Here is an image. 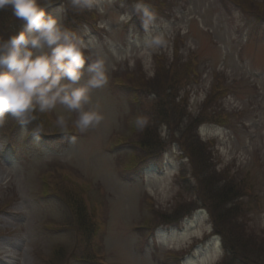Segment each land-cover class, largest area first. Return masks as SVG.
I'll return each instance as SVG.
<instances>
[{"label":"rangeland","instance_id":"obj_1","mask_svg":"<svg viewBox=\"0 0 264 264\" xmlns=\"http://www.w3.org/2000/svg\"><path fill=\"white\" fill-rule=\"evenodd\" d=\"M137 3L149 10L147 24ZM49 11L105 59L108 83L92 91L87 106L102 119L75 136L76 113L60 107L33 126L4 118L0 258L219 264L221 242L207 235L210 202L200 199L188 156L169 142L202 108L194 134L211 143L219 169L246 184L244 221L264 239V0H94L83 11L55 0ZM19 27L0 11L1 34ZM169 83L175 86L164 91ZM164 92L179 102L176 112ZM57 114L67 132L56 126ZM242 251L248 255L238 260L264 264L259 242Z\"/></svg>","mask_w":264,"mask_h":264},{"label":"clouds","instance_id":"obj_2","mask_svg":"<svg viewBox=\"0 0 264 264\" xmlns=\"http://www.w3.org/2000/svg\"><path fill=\"white\" fill-rule=\"evenodd\" d=\"M55 0H0L20 27L0 34V125L5 117L21 125H34L40 115L58 107L76 113L81 131L102 116L87 107L93 90L108 83V68L101 52L67 27L59 14L49 11ZM70 10L83 11L94 0H68ZM145 24L152 17L147 6L135 4ZM143 125L142 119H137ZM68 121L57 114L56 126L67 132ZM39 134V129H35Z\"/></svg>","mask_w":264,"mask_h":264},{"label":"trees","instance_id":"obj_3","mask_svg":"<svg viewBox=\"0 0 264 264\" xmlns=\"http://www.w3.org/2000/svg\"><path fill=\"white\" fill-rule=\"evenodd\" d=\"M6 27L7 25H4L2 30ZM171 84L173 83H169L164 91L169 89L170 86H175ZM164 94L167 96L166 107L170 106L173 108L174 112H176L179 102L173 101L170 93L164 92ZM204 105L205 103L203 106ZM206 112L207 109H200L196 116L190 118L192 122H187L184 127L181 128L182 131L178 130L182 135L179 138L178 143L185 150L186 156H188L190 162L195 168L194 177L198 182V189L202 194L200 199L205 198L210 202V209H208L213 219L214 228L217 233L223 236L225 241V248L228 253V257L225 261H229L230 258H236V264L238 262L249 264L244 259L238 260L239 256L248 255L242 251L243 248L246 249L248 246H253L259 242L260 252H264V239L262 238V235L251 231L249 228L250 226L246 225V222L244 221L246 214L244 212L245 203L242 198L244 199L248 192L246 184L241 179H238L236 175L228 174L230 172L229 170L219 169L215 162L216 160L213 158V151L209 144L202 142L199 137L194 134L196 130V119H200L201 115ZM166 114L167 113L164 111V113L161 114V117L167 121ZM186 133L192 135L191 139L190 137L188 138L190 139L189 141H184V135ZM217 169L220 173H217L216 175ZM218 176H220V178L225 177L226 179H219ZM229 177L231 178L228 179ZM234 181H236L235 186ZM195 201L197 200H194V202ZM238 233L243 235L249 234L251 239L244 237L240 239V236L238 237L237 235ZM254 249L255 251H258L256 247H254Z\"/></svg>","mask_w":264,"mask_h":264},{"label":"snow or ice","instance_id":"obj_4","mask_svg":"<svg viewBox=\"0 0 264 264\" xmlns=\"http://www.w3.org/2000/svg\"><path fill=\"white\" fill-rule=\"evenodd\" d=\"M3 259H4V258H0V260H3ZM7 264H11V262H10V261H8V262H7Z\"/></svg>","mask_w":264,"mask_h":264}]
</instances>
